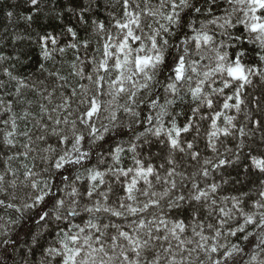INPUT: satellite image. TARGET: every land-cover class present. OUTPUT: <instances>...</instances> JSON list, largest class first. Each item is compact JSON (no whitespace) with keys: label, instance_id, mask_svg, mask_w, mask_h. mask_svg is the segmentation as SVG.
I'll return each instance as SVG.
<instances>
[{"label":"snow or ice","instance_id":"6c2138e0","mask_svg":"<svg viewBox=\"0 0 264 264\" xmlns=\"http://www.w3.org/2000/svg\"><path fill=\"white\" fill-rule=\"evenodd\" d=\"M0 264H264V0H0Z\"/></svg>","mask_w":264,"mask_h":264}]
</instances>
